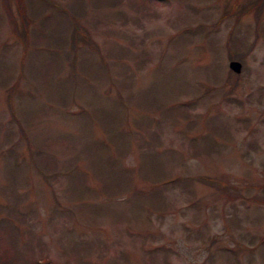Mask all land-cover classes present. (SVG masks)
<instances>
[{"label":"rangeland","instance_id":"374dc122","mask_svg":"<svg viewBox=\"0 0 264 264\" xmlns=\"http://www.w3.org/2000/svg\"><path fill=\"white\" fill-rule=\"evenodd\" d=\"M51 1L0 0V264H264V0Z\"/></svg>","mask_w":264,"mask_h":264},{"label":"water","instance_id":"95a60500","mask_svg":"<svg viewBox=\"0 0 264 264\" xmlns=\"http://www.w3.org/2000/svg\"><path fill=\"white\" fill-rule=\"evenodd\" d=\"M229 69L235 74H240L241 69H242V65H241V63H239L237 61H231L229 63Z\"/></svg>","mask_w":264,"mask_h":264},{"label":"trees","instance_id":"16d2710c","mask_svg":"<svg viewBox=\"0 0 264 264\" xmlns=\"http://www.w3.org/2000/svg\"><path fill=\"white\" fill-rule=\"evenodd\" d=\"M43 1H46V2H53V1H51V0H43ZM79 27H78V25H76V27H75V30L77 31V29H78ZM75 35H76V33H74ZM83 35H85L84 33H83ZM86 36V35H85Z\"/></svg>","mask_w":264,"mask_h":264}]
</instances>
